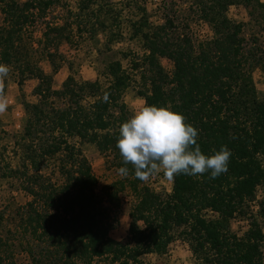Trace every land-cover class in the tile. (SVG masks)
Wrapping results in <instances>:
<instances>
[{
	"label": "trees",
	"instance_id": "obj_1",
	"mask_svg": "<svg viewBox=\"0 0 264 264\" xmlns=\"http://www.w3.org/2000/svg\"><path fill=\"white\" fill-rule=\"evenodd\" d=\"M143 1H120L132 13L126 25L130 38L141 47L123 55L127 67L111 60L90 81L66 62L68 75L54 89L53 75L65 62L58 46L79 38L92 16L90 38L101 32L104 45L122 38L108 30L112 4L76 0L75 11L66 9L73 18L56 23L44 20L58 0H0V63L10 66L20 91L27 80L37 81L35 100L21 101V132L4 133L12 140L11 155L7 161L0 157V179L26 201H1L0 264H18L21 255L29 264H144L143 256L165 254L176 240L187 244L192 264H264V95L257 93L252 77L255 69L264 73V52L254 37L247 45L245 23L227 16L230 6L241 4L250 18L256 14L264 23V1L191 0L190 9L212 32L196 44L186 23L164 15L163 22L153 24ZM119 18L111 19L117 28ZM38 20L44 30L33 47L26 30ZM25 39L30 51L22 52ZM43 59L51 74L40 67ZM162 59L171 62L170 71ZM128 90L149 105L182 114L198 130L203 154L227 146V172L215 179L210 172L177 175L169 193L144 185L115 146L118 126L130 116L123 100ZM84 144L106 157L117 173L127 167L129 174H118L99 191ZM258 188L263 189L260 199ZM125 189L135 202L126 240L116 241L109 233ZM234 222L244 223V229L234 230Z\"/></svg>",
	"mask_w": 264,
	"mask_h": 264
},
{
	"label": "rangeland",
	"instance_id": "obj_2",
	"mask_svg": "<svg viewBox=\"0 0 264 264\" xmlns=\"http://www.w3.org/2000/svg\"><path fill=\"white\" fill-rule=\"evenodd\" d=\"M120 1L122 0H109L112 4L110 7H112L113 10L107 15L109 18L107 23L110 25L108 30L112 31L111 33H121L122 38L109 45H104L105 36L101 32H98L93 38H90L87 31L91 27L90 24L95 20L94 16H92V19L89 20V26L81 30L80 35L77 34L79 38L73 37L71 43H61L58 46V51L64 56L65 62L60 70L53 75L52 85L54 89H58L68 75L69 71L66 62L72 63L73 70L76 71L82 79L92 81L96 78L97 71L107 62L119 59L124 67H127L128 58H124L123 55H128L130 52L138 53L140 51V44L136 40L130 38L129 30H127L126 26L128 24L127 19H132V13L130 14L126 8H122V3ZM58 2L59 4H57L55 8H51L48 11L44 21L61 23L63 19L70 21V19L73 18L72 14L67 12V10L75 11L76 0H58ZM139 2H142V0H139ZM143 2L148 11L150 21L153 24L163 22L164 15L172 17L175 24L181 25L186 23L189 26V33L195 44L212 35L209 26L205 22L198 20L195 12L190 9L189 5L191 0H145ZM118 15L120 16L119 21L122 23L121 26L117 28L115 25L111 24L113 21L111 19ZM111 16L112 18L110 19ZM227 16L234 21L245 23L243 31L247 39V45L249 46L251 38L254 37L257 39V44L264 52V23L258 21L256 14L253 18H250L243 5L235 4L229 7ZM83 18L86 19L87 16H83ZM1 20L2 16L0 14V24ZM44 21L42 22L38 20L33 26L26 30L27 37L33 41V47H37V40L41 38V33L44 30L42 23H44ZM71 31H73L72 35H76V33H74V28H71ZM24 41L25 42L21 45L19 50L22 52H25V49L30 51V47L27 45L29 39H25ZM161 63L167 71L171 70L172 64L169 60L162 59ZM40 67L45 73L51 74L52 68L47 60H41ZM13 75L14 74L10 71L8 77L5 79L4 94L9 98L10 102L8 103L5 113L0 114V157H3V161H7L8 155H11L12 142V140L8 139L4 133L19 134L21 132L22 126L20 128L15 126L17 123H21L22 125L25 117L21 101L25 100L32 102L35 100L32 96V90L37 84V81L34 79L27 80L23 86V90L20 91ZM252 77L257 93L260 96H263L264 73L260 69H255L252 73ZM123 100L129 111V115H131L132 109L139 106L140 102L143 101V99L138 97L133 90H128L124 94ZM16 111L21 112L22 115L16 116ZM82 149L91 164L95 176L97 177V189L99 191L118 180L119 176L117 171L111 168L109 160L106 157L100 155L92 145L84 144L82 145ZM10 161L12 164L15 163V159L13 158L10 159ZM2 167L4 168L3 164ZM0 173L2 172L0 171ZM143 183L157 193H169L172 181H169L163 173H161L152 176L148 181H143ZM262 196L263 189L258 188L257 199H260ZM118 197L120 206L115 210L116 226L110 231L109 235L113 240L125 241L130 222L129 211L135 202V197L128 189L120 192ZM7 198L16 202L18 205L23 204L26 201V198L22 193L17 192L15 188H10L5 180L0 179V211L2 209L1 201ZM243 224L244 223L234 222L232 227L234 230H241L242 228L244 229V226H242ZM239 226H242V228ZM142 261L144 264H192V257L187 244L182 240H176L170 245L165 254H148L142 257ZM18 264H29V262L25 256L21 255ZM101 264L107 263L103 262Z\"/></svg>",
	"mask_w": 264,
	"mask_h": 264
},
{
	"label": "clouds",
	"instance_id": "obj_3",
	"mask_svg": "<svg viewBox=\"0 0 264 264\" xmlns=\"http://www.w3.org/2000/svg\"><path fill=\"white\" fill-rule=\"evenodd\" d=\"M10 71V66L0 63V114L5 113L9 103L4 88ZM185 119L170 107L141 101L119 124L115 146L123 163L132 166L137 179L148 181L152 176L163 173L172 181L180 174L197 176L206 172L215 179L227 172L230 149L221 146L218 151L213 149L212 155L203 154L197 143L198 130ZM118 174L126 177L129 169L121 167Z\"/></svg>",
	"mask_w": 264,
	"mask_h": 264
},
{
	"label": "built area",
	"instance_id": "obj_4",
	"mask_svg": "<svg viewBox=\"0 0 264 264\" xmlns=\"http://www.w3.org/2000/svg\"><path fill=\"white\" fill-rule=\"evenodd\" d=\"M9 102H10V101H9ZM15 115H16V116H21L22 113L19 112V111H16V112H15ZM15 126H16L17 128H20L22 125H21V123H17Z\"/></svg>",
	"mask_w": 264,
	"mask_h": 264
}]
</instances>
